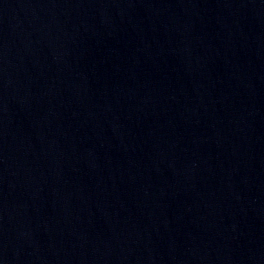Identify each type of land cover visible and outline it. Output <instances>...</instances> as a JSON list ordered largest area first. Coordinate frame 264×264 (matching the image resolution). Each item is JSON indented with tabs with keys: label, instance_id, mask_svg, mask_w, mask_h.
I'll return each mask as SVG.
<instances>
[{
	"label": "water",
	"instance_id": "obj_1",
	"mask_svg": "<svg viewBox=\"0 0 264 264\" xmlns=\"http://www.w3.org/2000/svg\"><path fill=\"white\" fill-rule=\"evenodd\" d=\"M0 264H264V0H0Z\"/></svg>",
	"mask_w": 264,
	"mask_h": 264
}]
</instances>
